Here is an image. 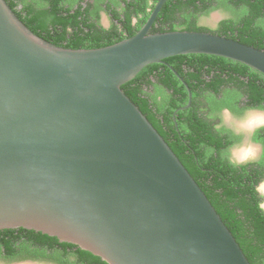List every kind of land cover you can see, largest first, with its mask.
I'll list each match as a JSON object with an SVG mask.
<instances>
[{"label": "water", "instance_id": "95a60500", "mask_svg": "<svg viewBox=\"0 0 264 264\" xmlns=\"http://www.w3.org/2000/svg\"><path fill=\"white\" fill-rule=\"evenodd\" d=\"M166 1L133 36L72 49L36 35L0 0V230L35 229L108 264H251L122 84L193 53L264 74V50L208 31L150 32Z\"/></svg>", "mask_w": 264, "mask_h": 264}, {"label": "trees", "instance_id": "16d2710c", "mask_svg": "<svg viewBox=\"0 0 264 264\" xmlns=\"http://www.w3.org/2000/svg\"><path fill=\"white\" fill-rule=\"evenodd\" d=\"M16 16L36 35L61 47L97 48L119 42L137 33L146 22L145 18L132 23L131 12L127 20L121 19L105 28L91 20L89 7L83 0H5ZM167 0L152 27V33L177 30L185 25L192 31H208L233 38L242 43L264 50V0ZM223 8L231 11L230 18L223 19L216 30L198 24L197 19L180 20L177 12H202L209 14ZM139 8L134 12L138 13ZM162 19V20H161ZM173 67L193 95L190 107L188 89L175 74ZM214 74L207 81L206 74ZM201 82L215 92L221 85L234 84L250 96L251 107L264 108V74L240 61L211 54H183L167 57L164 62L145 66L133 79L122 84V89L142 110L155 128L168 142L192 176L196 179L210 202L228 226L251 264H264V209L257 186L264 180V171L254 163L237 164L222 154L227 146L216 134L210 123L200 115L201 104L196 99V88ZM151 87L157 89L150 93ZM166 89V90H164ZM164 92V93H163ZM165 94V103L158 95ZM164 112L163 120L158 112ZM186 117L189 125L184 124ZM175 118V119H174ZM255 140L264 144V128ZM20 242V246L16 244ZM75 248V250H73ZM47 259L59 264H108L101 257L80 248L61 242L35 229L25 227L0 230V258L13 261L25 258Z\"/></svg>", "mask_w": 264, "mask_h": 264}, {"label": "flooded vegetation", "instance_id": "af4514ba", "mask_svg": "<svg viewBox=\"0 0 264 264\" xmlns=\"http://www.w3.org/2000/svg\"><path fill=\"white\" fill-rule=\"evenodd\" d=\"M158 0H83L82 3L84 5V8L89 7V16L91 20L97 21L99 25L109 28L111 27L114 23L119 22L121 19L122 20H127L126 18V11L129 9L128 5H130V8L133 12H131V20L133 24H136L139 22L141 19L145 18L146 13L148 14V17L150 16L152 10L154 9L156 3ZM199 2V0H197ZM178 3L176 0L173 1L170 6L171 9H175L173 6ZM166 2L164 3V5ZM146 5L145 7V12H142V7ZM164 5L162 6L160 12L162 11ZM139 8L138 13H134L137 9ZM113 10H116L117 12L120 13L118 19L115 17ZM214 11V10H213ZM159 12V14H160ZM158 14V16H159ZM207 14H204L200 11L198 12H186V13H180L179 11L177 12L176 16L179 17L180 20H192L194 19H199L201 16H204ZM106 16L107 19L109 20V25H105L103 23V17ZM157 16V18H158ZM156 18V20H157ZM146 19V20H147ZM155 20V21H156ZM162 20V19H161ZM222 21V20H221ZM220 21V22H221ZM219 22V23H220ZM155 23V22H154ZM219 23L217 27L219 26ZM154 25V24H153ZM153 27V26H152ZM211 29V30H216ZM141 28V27H140ZM178 29H186L185 25H180L177 26ZM152 32V28L150 30ZM212 73L206 74L207 81H210L213 78ZM183 78V77H182ZM184 80V78H183ZM182 81V80H181ZM185 83V80L182 81ZM207 82H201L198 84V87L196 88V99L198 102H200L201 107H200V115L203 116L204 119L210 123V126L213 128L214 132L218 134L223 142L226 143L225 149H222V154L228 158L229 161L237 164H246V163H254L259 170L264 171V144L261 141L255 140V136L259 130L264 128V121L256 124L254 126H245L243 129H239L234 126H230L226 122L227 116L229 117H241L244 115L246 112L249 110H262L264 111V108H259V107H251L250 105V96L248 95V92H246L243 88H240L238 86H235L234 84H223L221 85V91L220 92H215V90H210V88L206 87ZM188 86V85H187ZM190 88L189 86L187 89ZM166 90V89H164ZM191 90V88H190ZM150 93L155 94L157 92V89L154 87H151L149 90ZM192 92V90H191ZM164 93V92H163ZM193 95L194 93L192 92V97H191V104L193 100ZM165 94L163 95H158V100H160L162 103H166V100L164 98ZM188 96L190 100V95H189V90H188ZM264 103V102H263ZM191 106V105H190ZM189 106V107H190ZM183 107V106H182ZM181 107L177 108V110H180ZM188 108V107H187ZM185 109V108H184ZM175 111V112H176ZM163 112H158V116L163 120ZM178 112V111H177ZM175 114V113H174ZM176 115V114H175ZM264 115V114H263ZM175 119V118H174ZM189 125V118L186 117L184 120V124ZM244 141L249 142V145L246 146L245 148H249L252 145L254 146L255 150L251 152L250 154L247 155L245 158H239L236 155V152L234 149L238 146L241 145ZM240 150V149H239ZM238 151V150H237ZM264 181V180H263ZM261 182L258 184L257 189L259 193L263 197V201L261 203V207L264 209V190L259 188ZM21 241H17L16 244L20 246ZM75 250V248H73ZM2 261H6L4 259H1ZM19 260H33V261H38V262H44V263H49V264H59L57 262L49 261L47 259H34V258H23ZM13 260V261H19ZM6 262H11V261H6Z\"/></svg>", "mask_w": 264, "mask_h": 264}, {"label": "rangeland", "instance_id": "374dc122", "mask_svg": "<svg viewBox=\"0 0 264 264\" xmlns=\"http://www.w3.org/2000/svg\"><path fill=\"white\" fill-rule=\"evenodd\" d=\"M231 16H232L231 11L225 10L223 8H219V9H216V10L210 12L207 15L201 16L198 19V24L201 26L211 28V29H215L221 20L226 19V18H230ZM103 23L107 26L110 23L106 16L103 17ZM254 113L264 114V111L256 109V110H249L248 112H246L241 117H229V116H227L226 122L230 126H234V127L239 128V129H243L246 126V122L250 119V117ZM248 145H249V142L244 141L243 143H241V145H238L234 149V151L236 152L237 150L242 149ZM263 186H264V181L261 182L259 188L263 189Z\"/></svg>", "mask_w": 264, "mask_h": 264}, {"label": "bare ground", "instance_id": "6f19581e", "mask_svg": "<svg viewBox=\"0 0 264 264\" xmlns=\"http://www.w3.org/2000/svg\"><path fill=\"white\" fill-rule=\"evenodd\" d=\"M264 121V115L263 114H260V113H254L250 119L246 122V125L247 126H254L256 124H259L261 122ZM253 150H255L254 146L252 145L251 147L249 148H242L238 151H236V155L239 157V158H245L247 157L248 154H250L251 152H253ZM252 154V153H251ZM263 190H264V186H263Z\"/></svg>", "mask_w": 264, "mask_h": 264}]
</instances>
